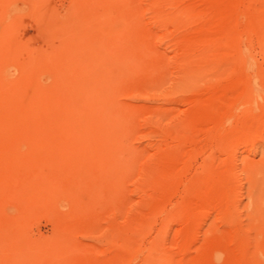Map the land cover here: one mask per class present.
<instances>
[{"label": "rangeland", "instance_id": "rangeland-1", "mask_svg": "<svg viewBox=\"0 0 264 264\" xmlns=\"http://www.w3.org/2000/svg\"><path fill=\"white\" fill-rule=\"evenodd\" d=\"M261 198L264 0H0V264H264Z\"/></svg>", "mask_w": 264, "mask_h": 264}, {"label": "bare ground", "instance_id": "bare-ground-1", "mask_svg": "<svg viewBox=\"0 0 264 264\" xmlns=\"http://www.w3.org/2000/svg\"><path fill=\"white\" fill-rule=\"evenodd\" d=\"M27 61V60H26ZM28 62V61H27ZM43 65V64H42ZM44 66V65H43ZM43 66H42V68H43ZM39 67V66H38ZM45 68V70H47L46 68H47V66H45L44 67ZM41 69V68H40ZM45 75V74H44ZM105 93V92H104ZM34 106V105H33ZM35 107V106H34ZM260 202H261V204L262 203H264V198H261L260 200H259ZM217 259V258H216Z\"/></svg>", "mask_w": 264, "mask_h": 264}]
</instances>
